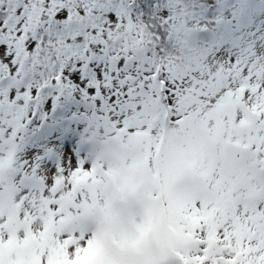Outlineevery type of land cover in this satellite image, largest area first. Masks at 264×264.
I'll return each instance as SVG.
<instances>
[{
	"label": "snow or ice",
	"instance_id": "snow-or-ice-1",
	"mask_svg": "<svg viewBox=\"0 0 264 264\" xmlns=\"http://www.w3.org/2000/svg\"><path fill=\"white\" fill-rule=\"evenodd\" d=\"M0 264H264V0H0Z\"/></svg>",
	"mask_w": 264,
	"mask_h": 264
}]
</instances>
